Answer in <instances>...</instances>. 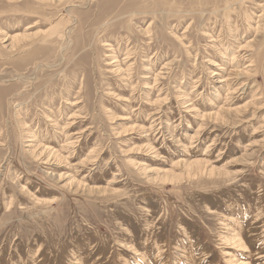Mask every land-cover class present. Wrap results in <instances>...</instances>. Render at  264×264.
Returning <instances> with one entry per match:
<instances>
[{"label":"rangeland","instance_id":"rangeland-1","mask_svg":"<svg viewBox=\"0 0 264 264\" xmlns=\"http://www.w3.org/2000/svg\"><path fill=\"white\" fill-rule=\"evenodd\" d=\"M0 264H264V0H0Z\"/></svg>","mask_w":264,"mask_h":264},{"label":"bare ground","instance_id":"bare-ground-1","mask_svg":"<svg viewBox=\"0 0 264 264\" xmlns=\"http://www.w3.org/2000/svg\"><path fill=\"white\" fill-rule=\"evenodd\" d=\"M184 31H185V30H184ZM185 32H186V31H185ZM242 85H245V84H242ZM241 87H243V86H241ZM201 129H202V128H201ZM198 130H199V129H198ZM198 132H199V131H198ZM195 136H196V135H195ZM197 137H198V136H197ZM197 137H196V138H197ZM199 141H200V140H199ZM197 161H198V160H197ZM201 162H203V161H201Z\"/></svg>","mask_w":264,"mask_h":264}]
</instances>
